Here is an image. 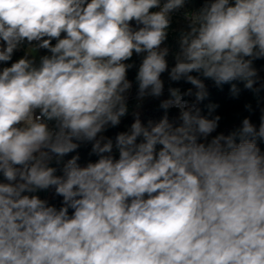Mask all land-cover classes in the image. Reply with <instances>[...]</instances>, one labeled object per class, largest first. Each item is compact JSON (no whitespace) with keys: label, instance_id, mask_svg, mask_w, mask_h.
<instances>
[{"label":"clouds","instance_id":"9594fccd","mask_svg":"<svg viewBox=\"0 0 264 264\" xmlns=\"http://www.w3.org/2000/svg\"><path fill=\"white\" fill-rule=\"evenodd\" d=\"M193 3L0 0V264H264V0Z\"/></svg>","mask_w":264,"mask_h":264},{"label":"trees","instance_id":"16d2710c","mask_svg":"<svg viewBox=\"0 0 264 264\" xmlns=\"http://www.w3.org/2000/svg\"><path fill=\"white\" fill-rule=\"evenodd\" d=\"M200 6V0H194V3L189 5V7H199ZM175 26V25H174ZM168 43L170 45L173 46V48H175V39H174V34L169 36V40ZM134 60H136L137 63H139V58L134 57ZM169 61L170 63L171 61V57H169ZM256 65L258 68H261V76L263 77V70H264V60L262 61H257ZM135 75V70H131L129 72V78H134ZM166 79V76H165ZM183 88L188 87V85H181ZM228 87L229 86H225L223 91H219L215 88L211 89V101L218 103L220 105V107L217 109V114L222 116V121L220 123V128L218 129V131H224L225 133H227L228 131H230L231 129H233L234 127L239 126L241 120L245 117V116H249V113L246 112L243 108L244 103L246 102H251L253 104V107H256L255 104V100L252 97V94L246 90L242 91L241 96L238 100H232L229 98L228 96ZM240 87L242 88V85H240ZM262 95H264V93H262ZM262 106H264V104H262ZM157 108V102L156 101H149L146 105H145V113H144V117L149 118H158L160 115V112H158L156 110ZM173 115L175 114V111L173 110ZM259 110L257 109L252 115H251V120L254 124H256L257 126L259 125ZM131 116L125 118L122 121L121 126L118 129H111L107 134L108 135H114L116 131H120V130H124V128L129 125L131 123ZM262 150H264V145H261ZM90 150V145L88 146H82V148L79 150L82 160L81 162H85L87 159H89L87 153ZM92 159H94V157H92ZM49 195V194H46ZM44 195V196H46ZM41 196L44 197L41 193ZM54 203H59L58 199L53 201Z\"/></svg>","mask_w":264,"mask_h":264},{"label":"built area","instance_id":"2783aa9c","mask_svg":"<svg viewBox=\"0 0 264 264\" xmlns=\"http://www.w3.org/2000/svg\"><path fill=\"white\" fill-rule=\"evenodd\" d=\"M42 195L44 196V195H46V193H42Z\"/></svg>","mask_w":264,"mask_h":264},{"label":"rangeland","instance_id":"374dc122","mask_svg":"<svg viewBox=\"0 0 264 264\" xmlns=\"http://www.w3.org/2000/svg\"><path fill=\"white\" fill-rule=\"evenodd\" d=\"M19 55V54H18ZM263 77H264V70H263Z\"/></svg>","mask_w":264,"mask_h":264}]
</instances>
